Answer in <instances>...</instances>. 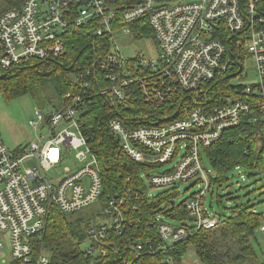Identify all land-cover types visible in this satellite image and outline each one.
Here are the masks:
<instances>
[{
  "label": "built area",
  "instance_id": "obj_1",
  "mask_svg": "<svg viewBox=\"0 0 264 264\" xmlns=\"http://www.w3.org/2000/svg\"><path fill=\"white\" fill-rule=\"evenodd\" d=\"M116 1L25 0L0 15V63L9 69L20 59L55 57L64 50L63 35L68 30L96 20L99 25L95 34L112 37L110 52L100 61L101 72L111 86L101 94L108 93L115 104L126 109L124 102L133 100L137 92L158 108L163 103L162 89L173 87L193 93L207 83L236 77L241 80L246 74L245 60L253 58L258 83L231 85L236 93L227 98L226 104L188 109L183 117L154 126L129 128L125 119L109 122L124 154L147 168L155 167L148 182L150 198L169 189L180 194L181 183L201 185L184 202L191 229L158 218L160 241L170 248L199 230H212L219 224V217L204 205L211 185V170L202 162L204 150L225 131L240 125L242 117L251 112H255L250 118L253 123H264V0H133L128 6H118ZM118 9L124 24L145 18L153 32L157 58L138 61L149 69L145 79L119 73L127 60L113 47L114 35L132 32L128 26L118 32L113 30ZM78 77L82 78V74L75 75L77 82ZM80 86L87 89L89 84L81 82ZM203 101L206 103L208 98ZM78 102L80 96L74 97L71 106L54 112L46 132L21 155L10 151L0 136V232L7 235L9 244V262L3 258L2 264H48L43 247L33 257L28 238L45 230L53 210L61 215L73 214L95 205L101 195V175L87 146L83 122L78 119ZM35 116L30 125L36 128L44 118L40 112ZM64 149L75 151L76 160L87 163L73 173L65 170L66 175L53 182L47 174L62 162ZM27 160L32 164L28 165ZM175 160L170 169L158 172ZM124 204L123 199L108 202L103 214L110 218V227H91L88 241L101 244L105 231L111 228L120 234ZM261 232L264 233V224ZM96 250L89 248L87 253ZM4 254L5 246L0 240V256Z\"/></svg>",
  "mask_w": 264,
  "mask_h": 264
},
{
  "label": "trees",
  "instance_id": "obj_2",
  "mask_svg": "<svg viewBox=\"0 0 264 264\" xmlns=\"http://www.w3.org/2000/svg\"><path fill=\"white\" fill-rule=\"evenodd\" d=\"M24 1L0 0V15L19 7ZM131 2L133 0H118L115 4L128 6ZM145 20L141 18L131 25L124 24L118 9L112 28L118 32L121 27L128 26L137 36L154 40ZM98 23L91 20L78 29L68 30L63 35L64 50L55 57L20 59L9 69L3 68L0 63V95L5 100L18 99L33 94L39 88L52 87L61 100L53 111L56 112L71 106L74 97H81V102L76 104L78 119L83 122L86 143L97 160L102 180L101 195L96 202L100 209L97 217L100 218L94 221L90 218L83 223L82 219L73 221L69 215L53 210L45 230L28 238L33 257H37L43 247L48 264H182L192 248L200 264H257L256 234L261 232L264 224V212H259L256 205L250 203L224 207L222 197L214 195L212 190L213 187L226 186L228 175L233 170H243L249 176H264V123H253L250 118L255 112H251L242 117L240 125L225 131L217 142L204 150L203 155L211 170L210 198L225 210L226 215H218L216 228L199 230L192 237L170 248L165 247L158 234V218H162L163 222L175 221L191 229L185 201L177 204L175 200L179 193L173 189L158 191L154 198L149 197L148 182L155 167L147 168L124 154L109 122L125 119L129 128L154 126L183 117L188 109H211L226 104L227 98L236 92L229 84L231 79L227 78L222 82L204 84L193 93L173 87L162 89L163 103L158 108L147 103L137 92L133 100L124 102L127 108H122L115 104L111 95L101 94L102 91L108 92L111 86L109 80H105L106 74L101 72L100 61L110 52L112 37L107 34L97 36ZM148 71L138 62L127 60L119 73H128L133 79H145ZM76 74H82V78L78 77L79 83L74 79ZM81 82H87L89 87L82 89ZM67 94L71 95L70 98ZM204 98H208L206 103ZM51 116L52 113L44 118L46 126ZM111 199L125 201L120 234L111 228L105 231L101 244L88 241L87 232L91 227H110V218L103 214V210ZM228 201L234 200L229 197ZM253 210L257 214H252ZM235 245L240 252L237 257L230 255L231 247ZM89 248L98 251L88 254ZM98 252H105L106 255Z\"/></svg>",
  "mask_w": 264,
  "mask_h": 264
},
{
  "label": "rangeland",
  "instance_id": "obj_3",
  "mask_svg": "<svg viewBox=\"0 0 264 264\" xmlns=\"http://www.w3.org/2000/svg\"><path fill=\"white\" fill-rule=\"evenodd\" d=\"M114 48L120 52L125 60L136 63L138 61H152L157 58L158 47L151 37L142 36L139 37L135 33L125 35L122 32L115 33L114 35ZM245 77L241 80L239 77L231 80L230 85L238 86H254L258 83V74L256 71L253 58H248L244 62ZM225 92V90L223 89ZM226 93V92H225ZM61 100L57 98L52 87H45L37 89L33 94H29L14 100H5L0 95V136L4 145L12 152L19 155L26 151L28 145L41 135H43L47 126L45 122L36 128L30 125V122L35 119L36 112H40L43 118L47 117L50 113H54L55 108L59 106ZM76 152L73 150H63L62 162L47 174V178L53 182H57L63 176L66 175L65 170L73 173L75 170L84 166L87 162H79L75 158ZM29 160H27L28 162ZM173 163L164 165L159 168L158 172L170 169ZM203 166L210 170V166L207 162L205 155H203ZM32 162H28L31 165ZM241 173V175L239 174ZM229 182L226 186L213 187V193L222 197V206L230 207L237 204H255L256 209L259 212H264V176L254 175L249 176L243 170H233L228 175ZM192 183H181L179 185L180 194L176 197L175 202L177 204L183 203L193 193L200 190L201 185ZM190 187V188H189ZM189 188L186 192H184ZM211 190L207 192V196L204 200V205L208 211L214 212L215 216L226 215L225 210L218 207L217 204L210 198ZM228 196V197H227ZM232 198L234 201H228ZM100 213V209L97 204L84 208L76 213L69 214V217L73 221L82 219L85 223L90 218L92 221L98 220L97 214ZM105 217V216H104ZM106 218V217H105ZM107 222V219L105 220ZM166 223L177 226L178 222L167 220ZM257 244H255V251L258 255L257 264H261L264 260V233L258 232L256 234ZM7 235L0 232V240L5 246V254L0 256V264L2 259H6L9 262V244L6 242ZM226 243V242H222ZM86 244V243H85ZM231 245V244H230ZM85 246V245H84ZM230 255L237 257L240 255L239 247L237 245L231 247ZM182 264H200L196 259L194 250L191 248L188 250L184 257ZM226 264H234L227 262Z\"/></svg>",
  "mask_w": 264,
  "mask_h": 264
},
{
  "label": "water",
  "instance_id": "obj_4",
  "mask_svg": "<svg viewBox=\"0 0 264 264\" xmlns=\"http://www.w3.org/2000/svg\"><path fill=\"white\" fill-rule=\"evenodd\" d=\"M192 220H193V218H192Z\"/></svg>",
  "mask_w": 264,
  "mask_h": 264
}]
</instances>
